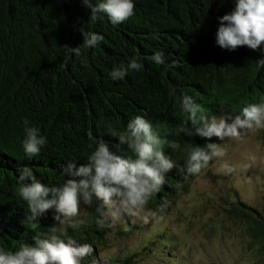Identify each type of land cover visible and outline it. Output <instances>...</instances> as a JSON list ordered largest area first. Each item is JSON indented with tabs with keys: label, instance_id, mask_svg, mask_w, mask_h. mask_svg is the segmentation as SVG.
<instances>
[{
	"label": "trees",
	"instance_id": "16d2710c",
	"mask_svg": "<svg viewBox=\"0 0 264 264\" xmlns=\"http://www.w3.org/2000/svg\"><path fill=\"white\" fill-rule=\"evenodd\" d=\"M235 3L134 0L135 15L114 26L104 14L91 21V9L81 0H0V247L15 251L23 243L35 245L34 237L57 223L54 210L40 217L39 223L27 220L28 205L18 191L23 167H30L37 179L52 186L66 179L62 166L87 163L96 138L103 139L114 154L132 155L109 132H124L136 115L151 121L164 141L165 153L178 165L165 174L164 185L153 194L146 211L157 212L165 200L168 208L188 190L197 174H186L180 167L190 151L215 143L216 137L209 140L180 131L192 128L181 98L191 96L209 118L236 115L248 103H264V65L259 63L264 59V44L260 50L245 46L229 51L216 43L218 17L232 11ZM79 28L104 39L96 47L85 48ZM65 44L79 47L81 55L67 51ZM157 51L164 54L162 65L151 60ZM133 58L141 70L129 69L123 80H112L113 68L126 67ZM25 120L47 138L33 158L25 155L22 146ZM172 143L180 147L173 149ZM239 204L240 208L234 205L232 216L241 221L263 254L264 202L260 207ZM99 207L94 197L85 215L80 214L87 225L78 231L68 229L78 242L93 248L82 264H96L101 249L107 253V236L114 229L123 237L139 231L135 222L143 219V214L125 215L117 221L118 227H102L98 221L106 218ZM153 231L154 238L147 237L141 247H168L163 240L172 233ZM139 251L107 253V264H135Z\"/></svg>",
	"mask_w": 264,
	"mask_h": 264
},
{
	"label": "clouds",
	"instance_id": "9594fccd",
	"mask_svg": "<svg viewBox=\"0 0 264 264\" xmlns=\"http://www.w3.org/2000/svg\"><path fill=\"white\" fill-rule=\"evenodd\" d=\"M223 0H221V3ZM84 7L91 9L90 20L95 22L104 14L112 25H119L135 15L134 0H81ZM219 19L216 43L223 49L234 51L238 47L260 50L264 44V0H236L235 7ZM83 37L85 48L96 47L104 37L95 32L78 29ZM70 53L80 56L79 47L62 46ZM151 60L157 64L165 63L164 54L155 52ZM264 65V59L259 60ZM142 65L133 58L125 67H114L111 79L123 80L128 70H141ZM182 111L187 113L192 128H181L188 136L199 135L208 138L216 137L239 140L243 133L264 129V103H248L239 114L231 113L220 116L204 114L202 105L189 95L181 98ZM110 135L117 137L120 145H126L132 155L122 156L110 151L103 139H95L94 150L87 158V163L76 166L69 162L62 166L61 175L66 179L62 184L49 186L34 175L30 167L19 171V195L27 202L29 214L27 220L39 223V218L49 210L55 211L56 224L47 233L34 237L35 245L23 243L19 249L8 251L0 247V264H82L83 259L91 255L90 244L80 243L68 229L78 231L85 227L87 220L80 218L81 204L92 206L93 198L100 201L97 209L106 219L98 221L99 226L113 227L125 215L156 216L155 212H146V205L158 193L165 183V174L178 167L162 147L164 141L153 129L152 123L144 115H136L126 126L124 132L114 130ZM47 138L40 134L37 127L29 126L25 120V137L22 141L24 153L28 158L38 156ZM173 149L179 144L172 143ZM225 151L215 143L206 147L197 146L188 153L180 171L189 175L201 172L210 161L222 158ZM234 169L225 167L226 173ZM168 201L160 205L163 210ZM127 230V228H125Z\"/></svg>",
	"mask_w": 264,
	"mask_h": 264
},
{
	"label": "rangeland",
	"instance_id": "374dc122",
	"mask_svg": "<svg viewBox=\"0 0 264 264\" xmlns=\"http://www.w3.org/2000/svg\"><path fill=\"white\" fill-rule=\"evenodd\" d=\"M215 144L226 155L210 161L168 208L146 220L143 214L142 221L135 222L139 231L123 237L115 229L109 233L108 254L140 250L135 264H264V253L231 213L239 203L260 207L264 202V129L243 133L239 140L216 138ZM226 166L234 171L226 173ZM87 207L81 204V215ZM152 230L157 235L172 233L163 240L168 247H141L147 237L154 238ZM107 253L101 249L95 263L107 264Z\"/></svg>",
	"mask_w": 264,
	"mask_h": 264
}]
</instances>
